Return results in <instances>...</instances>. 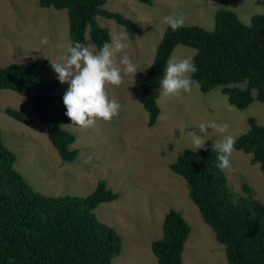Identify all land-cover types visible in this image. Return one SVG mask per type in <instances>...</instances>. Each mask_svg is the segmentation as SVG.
Wrapping results in <instances>:
<instances>
[{
    "label": "rangeland",
    "instance_id": "374dc122",
    "mask_svg": "<svg viewBox=\"0 0 264 264\" xmlns=\"http://www.w3.org/2000/svg\"><path fill=\"white\" fill-rule=\"evenodd\" d=\"M222 8L234 11L247 25L254 15L264 13V6L256 0H153L151 5L137 0H107L105 9L133 20L140 33L131 41L126 29L114 20L99 16L97 22L109 31L111 39L121 34L127 37L129 48L125 52L139 69L135 75L122 73L119 86H105L109 99L115 98L121 105L118 116L111 121L97 119L89 128L68 126L72 124L70 119L64 124L63 129L76 136L71 148L79 154L73 162L61 159L45 124L26 98L10 90L0 91L3 142L17 155L15 169L33 189L49 197H87L104 181L119 195L118 200L103 203L95 210L98 219L113 227L122 239L123 250L114 259L115 264H159L152 243L163 237L164 218L170 210L181 212L191 226L183 264H227L225 248L191 201L186 181L169 166L182 152L198 150L193 148L190 133L204 139L206 148H213L217 139L223 138L211 128L202 133L200 123H228V134L235 141L248 132L249 118L264 126V103L255 101L246 110H239L229 103L221 87L209 93L198 87L190 94L163 97L160 87L154 92L162 112L156 125L149 127L148 112L140 102L141 82L167 27L163 18L182 16L184 26L213 31L216 12ZM44 36L49 44L42 46ZM85 45L98 52L89 33ZM67 46H72L67 10L41 8L38 0H0V68L48 59L43 79L58 80L51 62H59L58 56ZM196 53V49L178 46L171 59L192 58ZM123 55L116 57L121 68L119 60ZM68 88V83L59 82L57 96ZM8 108L25 114L27 120L10 117ZM251 159L252 155L235 150L231 167L224 171L236 198L245 196L243 187L248 184L255 198L264 203V174L259 164L252 165Z\"/></svg>",
    "mask_w": 264,
    "mask_h": 264
},
{
    "label": "trees",
    "instance_id": "16d2710c",
    "mask_svg": "<svg viewBox=\"0 0 264 264\" xmlns=\"http://www.w3.org/2000/svg\"><path fill=\"white\" fill-rule=\"evenodd\" d=\"M151 5L153 0H137ZM107 0H38L41 8L68 11L72 46L85 44L87 33L97 50L111 42L97 17L114 20L135 41L140 33L136 23L119 13L105 9ZM264 6V0H256ZM178 46L197 50L192 57L201 92L221 87L232 106L246 110L255 101L264 103V13L254 15L250 25L229 9H219L215 28L183 26L173 32L167 25L157 46L152 66L141 82L140 102L148 112V126L154 127L161 115L155 90L164 78V69ZM49 60L11 64L0 68V91L10 90L26 98L34 114L47 128L48 136L61 159L73 162L78 150L71 146L76 136L63 129L69 121L57 96L59 80L45 81ZM244 85V87H242ZM6 113L18 120L27 116L13 109ZM249 130L236 139L235 150L252 155L264 174V126L255 118L248 120ZM17 155L3 142L0 129V264H115L121 255L122 239L116 230L100 221L95 210L103 203L118 200L119 195L100 181L87 197H49L37 192L15 169ZM213 148L186 150L169 167L182 177L191 201L203 221L224 246L227 264H264V203L245 184V196L236 198L225 171L217 164ZM191 226L182 213L170 210L164 218L163 237L152 243L159 264H183L185 244Z\"/></svg>",
    "mask_w": 264,
    "mask_h": 264
},
{
    "label": "clouds",
    "instance_id": "9594fccd",
    "mask_svg": "<svg viewBox=\"0 0 264 264\" xmlns=\"http://www.w3.org/2000/svg\"><path fill=\"white\" fill-rule=\"evenodd\" d=\"M163 22L170 26L173 32L184 26L182 16H166ZM124 34L112 37L111 43H104L98 52H94L88 45L76 42L74 46H67L58 56L59 62H51V66L57 73L60 83H68L69 88L63 96V103L67 109L65 115L72 121L71 125L81 128L93 127L97 119L111 121L119 115L121 105L115 99H109L105 91L106 84L119 86L122 83L123 74H136L138 66L132 62L131 57L125 52L129 48ZM40 44L48 45L47 36L41 38ZM63 49L64 45H60ZM124 53L116 64L117 54ZM197 71V67L191 57L182 59H169L164 69L165 76L160 80L161 95L173 96L183 93H191L199 87V81L193 80L191 74ZM64 126V125H63ZM202 133H207L211 128L213 133L220 134L223 138L217 139L213 145V151L217 153L219 163L217 167L223 171L231 167L230 158L235 151V138L228 134V123H200L198 125ZM192 136L193 148L200 149L204 146V139L195 133Z\"/></svg>",
    "mask_w": 264,
    "mask_h": 264
}]
</instances>
